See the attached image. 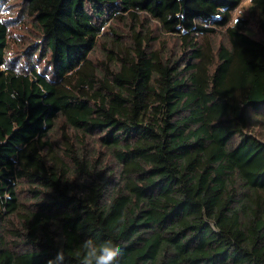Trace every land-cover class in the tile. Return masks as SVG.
Here are the masks:
<instances>
[{"label":"trees","instance_id":"1","mask_svg":"<svg viewBox=\"0 0 264 264\" xmlns=\"http://www.w3.org/2000/svg\"><path fill=\"white\" fill-rule=\"evenodd\" d=\"M242 1L0 0V264L89 239L264 264V0L230 25Z\"/></svg>","mask_w":264,"mask_h":264},{"label":"clouds","instance_id":"2","mask_svg":"<svg viewBox=\"0 0 264 264\" xmlns=\"http://www.w3.org/2000/svg\"><path fill=\"white\" fill-rule=\"evenodd\" d=\"M83 249L85 254L81 264H118L122 255L121 249L110 240L97 246L89 239L84 242ZM63 259V253L58 252L55 261H50L49 264H61Z\"/></svg>","mask_w":264,"mask_h":264},{"label":"rangeland","instance_id":"3","mask_svg":"<svg viewBox=\"0 0 264 264\" xmlns=\"http://www.w3.org/2000/svg\"><path fill=\"white\" fill-rule=\"evenodd\" d=\"M249 5V0H243L241 2V4L236 8V10L232 13L231 15V24L230 25H233L235 24V22L237 21V19L239 17L241 18H246V11H247V7ZM14 46H12V50L10 51V54H12L14 52ZM10 60H12V58H10Z\"/></svg>","mask_w":264,"mask_h":264}]
</instances>
